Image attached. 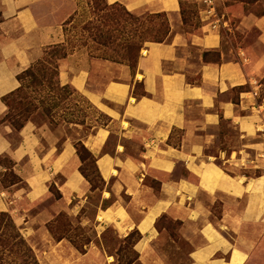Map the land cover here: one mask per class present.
Instances as JSON below:
<instances>
[{
  "label": "crops",
  "instance_id": "obj_1",
  "mask_svg": "<svg viewBox=\"0 0 264 264\" xmlns=\"http://www.w3.org/2000/svg\"><path fill=\"white\" fill-rule=\"evenodd\" d=\"M71 1L0 0V118L1 99L19 87L17 76L65 42L63 24L73 14L60 10ZM105 1L132 14L164 13L170 34L145 45L134 73L78 51L59 63L60 84L110 119L81 140L105 182L94 229L101 235L111 228L119 239L137 231L139 262L155 264L161 240L176 244L157 228L166 216L178 225L175 239L189 246V264H264V15L222 5L217 13L226 27L212 29L201 11L194 30L183 23L181 0ZM1 128L0 157H9L29 189L0 191V213L26 217L21 202L35 206L52 181L67 215L78 216L90 185L79 172L76 142L28 122L13 147L5 136L11 128ZM36 222L49 224V216L42 212ZM65 243L57 241L52 252L59 256Z\"/></svg>",
  "mask_w": 264,
  "mask_h": 264
},
{
  "label": "rangeland",
  "instance_id": "obj_2",
  "mask_svg": "<svg viewBox=\"0 0 264 264\" xmlns=\"http://www.w3.org/2000/svg\"><path fill=\"white\" fill-rule=\"evenodd\" d=\"M202 1L201 4L189 2L188 0L181 2L183 14L186 17L188 26H191V28L195 26H201L199 14L205 9ZM239 1L240 0H217L216 10L217 12L220 11V9L222 11V5H225L227 11H242L244 13H251L257 17L264 15V0H254L251 5H243ZM96 3H98L99 8L94 15L93 13L91 14L92 6L90 7L89 0H73V3L71 1L68 4H64L60 11H66L67 13H71L73 14V16H75L74 23L66 27V36L63 32V38L66 42H68L67 47L69 48L73 45L79 46L80 44L86 45L85 47L82 46L80 48H74L71 53H73L74 51H78V53L87 55L91 59L102 61V59L100 58L101 56H103V48L93 45L88 40L91 31L87 32L83 31V29L88 22L92 23L94 27L101 29L104 24L102 17L105 18V16H107L108 14H113V11L101 10L105 5V0H97ZM59 13L60 12H57L56 15H58ZM211 21L212 19L210 20V22ZM153 22L158 23V21L154 20ZM223 22H226L224 20V17L221 21V24H223ZM127 29L129 30V34L127 35L128 42L136 43L137 39L136 32H134V24L132 22H129ZM254 35L255 34L252 35L251 41H254ZM115 44L118 45L121 43L116 42ZM88 47H92V49H94L95 51L91 53ZM122 66L127 67L126 64H123ZM131 67H129V70L131 72H134L133 68ZM110 80L118 79L117 77H111ZM70 99L72 101L71 105L78 107L82 111L93 114L95 119L98 120L99 124H107L105 118L100 117L98 116V114H96V112L89 110L88 104L81 96L71 95ZM33 123H35L36 125L46 124L51 131L57 133L56 135L59 138H65V136H69L76 142V144L80 140H83L87 135L81 130H79L78 132L69 130V126H67L63 122H58L57 125L52 126L46 119L41 116L33 119ZM94 125L95 124L93 123V126ZM1 126L2 125H0V135L3 136L4 132L2 131ZM5 136L13 147H16L21 141L19 135L16 133L7 134ZM209 152H214V150H211ZM26 162L27 161H25V163ZM13 164L14 163H12L8 156L0 157V166L4 167V169H12V167H14ZM92 164V159L84 161L81 169L88 176L89 180L92 183L93 189H96L91 190V185L88 183L90 185L89 193L87 195L88 200L86 205H84V207L81 209V212L80 214H78V216L67 215V211L65 210L66 205L63 204V202L57 201L59 200L58 197L60 196V194L57 186L52 183V181L50 184H48L49 193L47 194V197L41 199L35 204V206H27L25 202H21L19 206L20 208H25L23 209L26 211V217H21L20 219L17 217L16 219L15 215L11 216V214H8L11 216L14 223L16 222L15 224L18 225L21 235L33 250L39 264H152V262L149 263L150 258H145V263L139 262L138 260V254L135 252L133 246L138 240V235H131L128 240L123 241V239H119L117 237L115 231L111 228L106 229V231L101 235H99L98 231L94 229L92 220L94 218L96 208L100 204L101 192H103L105 186L102 187L100 181L97 179V175L92 167ZM12 181V175L8 171L6 172V174H4L3 170L1 169L0 190L8 191L11 187ZM148 181L149 185H151L154 189H158V184L155 181H153L152 179H149ZM2 187H4L5 189H2ZM19 188H22V190L24 191H27L29 189L27 184H20ZM104 205H107V203H105ZM42 212H45L47 216H49V224H37L36 218L41 215ZM219 214V212L214 213L216 217ZM23 215L24 213L21 214V216ZM158 225L160 229L167 230V232L176 241V244L171 243L169 239H167V241L161 240L159 245L155 246L156 251L159 247L163 249L162 252L160 251V257H158L161 262L158 260V263L155 264H189L187 261L189 246L185 242H179V240L175 239V237H178V225L172 222L168 217L161 219ZM59 239H65L66 243L59 247L58 250L60 251V253L59 256H57L52 251L53 248H55V246L57 245L56 242ZM50 252H52L54 256L51 257ZM261 257L264 258V253L263 255H261ZM262 261L264 263V259Z\"/></svg>",
  "mask_w": 264,
  "mask_h": 264
},
{
  "label": "trees",
  "instance_id": "obj_3",
  "mask_svg": "<svg viewBox=\"0 0 264 264\" xmlns=\"http://www.w3.org/2000/svg\"><path fill=\"white\" fill-rule=\"evenodd\" d=\"M96 1L97 0H89V5L90 7L92 6L91 14L93 13V15L99 8ZM253 1L254 0H240L239 2L243 5H251ZM181 2L183 1L181 0ZM104 4L101 10L113 11V14H108L105 18L102 17L104 24L101 29L94 27L92 23L88 22L83 31H91L88 40L93 45L103 48V56L100 58L102 61L118 65L126 64L128 68L132 66L131 68L135 71L140 57V51L146 43H163L168 40L170 28L167 17L164 13L155 15L132 14L128 12L122 4L115 3L109 5L106 1ZM180 8L185 27L194 30L201 27L195 26L191 28V26H188L186 17L183 14L182 3ZM153 20L158 21V23H154ZM74 21L75 16L72 15L63 24L65 36L67 33L66 27L72 25ZM129 22L134 24V32H136L137 39L136 43H130L127 40V35L129 34L127 26ZM116 42H120L121 44L116 45ZM67 46L68 42L65 41L64 44L53 45L46 48L43 51L42 57L36 63L17 76L19 87L1 99V102L6 107V113L0 118V125L9 126L12 133L19 135L28 122H33V119L41 116L52 126L57 125L58 122H63L69 126V130L77 132L81 130L87 134L85 138L93 134L98 128H104L108 125L110 119L106 115L93 107L71 86H62L60 84V61L67 58L74 48L85 47L86 45H73L69 48ZM88 49L91 53L95 51L92 47H88ZM208 55V53L204 54L205 60ZM138 88H140L139 85L136 86V89ZM71 95L81 96L88 104L89 110L105 118L107 124H99L93 114L82 111L78 107L71 105ZM93 123L95 124L94 126ZM75 148L81 162L79 172L85 181L91 185V190H95L96 188L93 189L91 181L81 169L84 161H88L89 159H92V167L97 175V179L100 181L102 187H104L105 182L99 174L93 155L84 147L81 140L77 142ZM1 169L4 174L8 171L12 175L13 181L11 186H19L22 183L21 179L13 172V167L9 170L4 169V167H1ZM2 189L5 188L2 187ZM59 198H61V196H59L58 199ZM164 218L167 217L163 216L161 219ZM161 219L157 222V228L159 230H162L158 225ZM131 235H138L137 242L140 240L139 233L133 231L126 239H123V241L128 240ZM137 242H135V244ZM0 264H39L33 250L21 235L18 226L6 212L0 213Z\"/></svg>",
  "mask_w": 264,
  "mask_h": 264
},
{
  "label": "built area",
  "instance_id": "obj_4",
  "mask_svg": "<svg viewBox=\"0 0 264 264\" xmlns=\"http://www.w3.org/2000/svg\"><path fill=\"white\" fill-rule=\"evenodd\" d=\"M216 2L217 0H203L202 3L205 6L204 14L207 16L208 24L212 29H216L220 27L221 21L223 20L222 17H220L216 10ZM212 21L210 22V20ZM221 26L225 27V23L221 24Z\"/></svg>",
  "mask_w": 264,
  "mask_h": 264
}]
</instances>
